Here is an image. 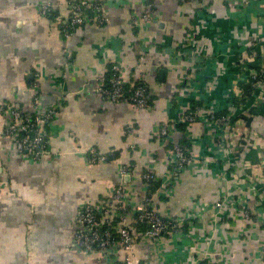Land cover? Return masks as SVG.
<instances>
[{
	"label": "crops",
	"instance_id": "crops-1",
	"mask_svg": "<svg viewBox=\"0 0 264 264\" xmlns=\"http://www.w3.org/2000/svg\"><path fill=\"white\" fill-rule=\"evenodd\" d=\"M65 1L0 0V264L122 263L120 252L111 260L71 249L77 217L121 183L128 204H142L146 173L159 182L153 209L184 224L180 235L138 240L134 264H264V90L245 97L236 58L254 45L264 66V0H109L105 24L86 7L69 37L41 12L68 13ZM144 10L149 21L133 26ZM113 64L126 85L144 82L147 109L100 93ZM55 104L47 154L17 152L3 133L11 111ZM196 107L232 115L228 139L207 119L183 123ZM174 146L191 158L175 177ZM92 149L107 161L92 163Z\"/></svg>",
	"mask_w": 264,
	"mask_h": 264
},
{
	"label": "built area",
	"instance_id": "built-area-1",
	"mask_svg": "<svg viewBox=\"0 0 264 264\" xmlns=\"http://www.w3.org/2000/svg\"><path fill=\"white\" fill-rule=\"evenodd\" d=\"M108 1L66 0L65 4L69 7L68 13H59L58 6L55 7L51 4L42 6L41 12L51 20V25L54 28L63 33L65 37H69L75 28L83 24V10L86 7L94 9L98 13L99 23L105 24L107 20L102 12ZM149 19V10H144L140 18H133L131 23L133 26H138L140 20L147 22ZM255 47L252 45L236 54L237 66L242 73L243 81L251 84L255 90H264V69L257 71L248 66L249 63L254 62ZM143 62L144 58H141V63L143 64ZM110 70L112 75L108 80V86H106L105 76L99 79L101 83L99 91L107 100L114 103L127 101L136 110H144L150 106L146 85L144 87L134 83L129 88L130 90H125L126 84L120 65L113 64ZM58 111V104L51 106L45 113L36 115H29L21 110L13 109L11 111L12 121L3 133L13 139L17 152L30 154L34 159L40 160L48 152L49 134L45 128L57 116ZM200 118L213 123L222 132L221 137L228 139L233 120L232 115L215 113L207 115L201 108L196 107L183 115L182 122L191 124ZM32 132L33 134H31ZM159 132L162 137H168L170 124L167 122L161 124ZM89 156L92 163L104 162L108 159L106 155L94 149L89 152ZM172 156L171 174L175 177L191 162V158L181 146L173 147ZM120 173L123 179L129 174V169L123 168ZM144 180L147 187L150 188V194L142 204L135 207L128 204L125 184L121 183L115 188L111 198L96 205L85 206L77 217L79 231L72 242L71 249L87 253L98 252L104 258L111 260L120 252L123 254V262L118 264H134V248L138 240L146 238L156 240L180 235L184 224L182 220L174 218L165 221L153 209L155 195L151 190V184L157 181L156 177L151 173H146ZM215 205L220 209L223 202H216ZM131 213L138 214L137 217H134V221L130 220ZM243 213L245 220L251 219L248 212ZM143 223L147 224L146 229L140 227V224Z\"/></svg>",
	"mask_w": 264,
	"mask_h": 264
},
{
	"label": "trees",
	"instance_id": "trees-1",
	"mask_svg": "<svg viewBox=\"0 0 264 264\" xmlns=\"http://www.w3.org/2000/svg\"><path fill=\"white\" fill-rule=\"evenodd\" d=\"M53 14H51V15L54 16ZM262 62H263V59L261 58L260 53H258L257 55H255L254 62L249 63L248 66L251 67V68H253V69H255V70H257V71H259V70L264 69V66H262ZM111 75H112L111 70H109L106 73V75H105V77H106V86L109 85L108 84V80L111 78ZM135 84H139V85H142V86L145 87V84L142 81H140V82L137 81V83H135ZM125 87H126L125 90H130L129 88L131 86L130 85H125ZM242 89H243V91L245 93V97H250L252 95L253 91L255 90L251 84L242 86ZM247 120H249V119H247ZM249 122H250V120H249ZM248 124H250V123H248ZM31 134H33V132ZM183 144H185V146H182V147H184V148L185 147H188L186 145V144H188V141H184ZM158 185H159V182L158 181L152 182V184H151V190L154 192L156 190V188L158 187ZM131 215L133 217H137L138 216V214H134V213H131ZM140 227L143 228V229H146L147 228V224H145V223L140 224Z\"/></svg>",
	"mask_w": 264,
	"mask_h": 264
},
{
	"label": "water",
	"instance_id": "water-1",
	"mask_svg": "<svg viewBox=\"0 0 264 264\" xmlns=\"http://www.w3.org/2000/svg\"><path fill=\"white\" fill-rule=\"evenodd\" d=\"M163 72H164V71L162 70V71H161V74H163ZM128 179H129V178H128Z\"/></svg>",
	"mask_w": 264,
	"mask_h": 264
}]
</instances>
